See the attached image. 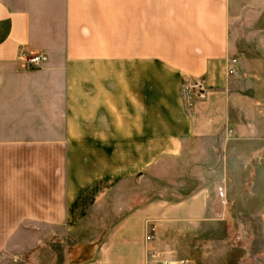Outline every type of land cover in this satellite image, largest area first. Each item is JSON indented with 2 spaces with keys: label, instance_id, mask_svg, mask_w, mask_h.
Returning a JSON list of instances; mask_svg holds the SVG:
<instances>
[{
  "label": "crops",
  "instance_id": "obj_1",
  "mask_svg": "<svg viewBox=\"0 0 264 264\" xmlns=\"http://www.w3.org/2000/svg\"><path fill=\"white\" fill-rule=\"evenodd\" d=\"M263 76L264 0H0V264H230L206 241L230 157L264 158Z\"/></svg>",
  "mask_w": 264,
  "mask_h": 264
},
{
  "label": "rangeland",
  "instance_id": "obj_2",
  "mask_svg": "<svg viewBox=\"0 0 264 264\" xmlns=\"http://www.w3.org/2000/svg\"><path fill=\"white\" fill-rule=\"evenodd\" d=\"M264 84V76L261 77ZM261 87V86H260ZM263 88V87H261ZM264 100V93L257 94ZM251 158L248 150L240 151L237 155H232L229 162V182L228 198L230 204L227 206L231 212V218L222 223L220 233L206 241V260L214 263H240L242 259L249 262V256L257 248L264 246L260 232H264V222L255 217L256 207L252 205V199L263 197L264 189V165L263 157H258L253 165L252 174L246 172L247 165ZM257 170V172H255ZM253 184L258 185V189H251ZM255 185V186H256ZM150 195L147 196V200ZM258 205V206H257ZM101 222L106 224L108 221L103 219ZM259 237V238H258Z\"/></svg>",
  "mask_w": 264,
  "mask_h": 264
},
{
  "label": "built area",
  "instance_id": "obj_3",
  "mask_svg": "<svg viewBox=\"0 0 264 264\" xmlns=\"http://www.w3.org/2000/svg\"><path fill=\"white\" fill-rule=\"evenodd\" d=\"M44 58L42 56H37V57H33L30 59L25 60L26 64L30 67L33 68H38L41 66V64L43 63ZM227 74L229 77L232 76H237L238 75V68H237V62L235 60H231L228 61L227 63ZM192 89L195 91L197 97L199 99H204L208 93V90L205 87V81L204 80H200L195 82L192 85ZM229 135L232 136L233 132L230 131ZM154 229L152 227H150L148 229V237H147V241L150 242L153 239V233ZM155 257L154 254H151L150 258L153 259ZM163 264H188L187 261H180V262H172V263H167V262H163Z\"/></svg>",
  "mask_w": 264,
  "mask_h": 264
}]
</instances>
